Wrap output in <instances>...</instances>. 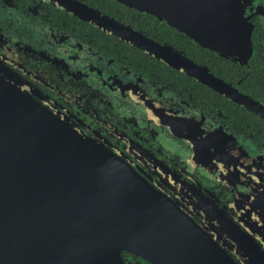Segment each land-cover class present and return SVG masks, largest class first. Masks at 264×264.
<instances>
[{"label":"flooded vegetation","instance_id":"obj_1","mask_svg":"<svg viewBox=\"0 0 264 264\" xmlns=\"http://www.w3.org/2000/svg\"><path fill=\"white\" fill-rule=\"evenodd\" d=\"M202 2L173 25L119 0H0V62L177 209L178 264H264V0Z\"/></svg>","mask_w":264,"mask_h":264},{"label":"water","instance_id":"obj_2","mask_svg":"<svg viewBox=\"0 0 264 264\" xmlns=\"http://www.w3.org/2000/svg\"><path fill=\"white\" fill-rule=\"evenodd\" d=\"M119 1L175 25L178 4L187 0ZM244 2L202 5L205 13L223 5L233 12ZM211 16L217 15L197 18L208 19L210 29ZM242 29L240 48L231 51L248 50V24ZM23 83L0 62V264H120L121 250L152 264H178L176 234L192 227L170 222L179 218L177 209L165 207L132 168L41 105Z\"/></svg>","mask_w":264,"mask_h":264},{"label":"rangeland","instance_id":"obj_3","mask_svg":"<svg viewBox=\"0 0 264 264\" xmlns=\"http://www.w3.org/2000/svg\"><path fill=\"white\" fill-rule=\"evenodd\" d=\"M212 38H220V37L215 35V36H212Z\"/></svg>","mask_w":264,"mask_h":264}]
</instances>
